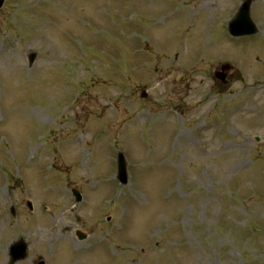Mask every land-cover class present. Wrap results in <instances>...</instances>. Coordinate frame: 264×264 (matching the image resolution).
Here are the masks:
<instances>
[{"label":"rangeland","instance_id":"374dc122","mask_svg":"<svg viewBox=\"0 0 264 264\" xmlns=\"http://www.w3.org/2000/svg\"><path fill=\"white\" fill-rule=\"evenodd\" d=\"M242 2L4 0L0 167L37 211L7 225L0 264L14 236L16 264H264V0L232 39Z\"/></svg>","mask_w":264,"mask_h":264},{"label":"water","instance_id":"95a60500","mask_svg":"<svg viewBox=\"0 0 264 264\" xmlns=\"http://www.w3.org/2000/svg\"><path fill=\"white\" fill-rule=\"evenodd\" d=\"M253 0H246L242 5L236 19L229 25V33L234 36H250L256 33V28L249 18V8ZM1 6V2H0ZM33 61V56L31 57ZM227 68H223L225 70ZM118 180L121 184L125 185L127 182L126 166L122 154L118 155ZM80 198H77L79 201ZM13 261L23 259L25 257V245L19 243L12 249Z\"/></svg>","mask_w":264,"mask_h":264},{"label":"flooded vegetation","instance_id":"af4514ba","mask_svg":"<svg viewBox=\"0 0 264 264\" xmlns=\"http://www.w3.org/2000/svg\"><path fill=\"white\" fill-rule=\"evenodd\" d=\"M228 79V76H227ZM26 203L19 194H13L5 189V193H0V230H7L6 225L10 224L12 216L17 220L18 212Z\"/></svg>","mask_w":264,"mask_h":264}]
</instances>
